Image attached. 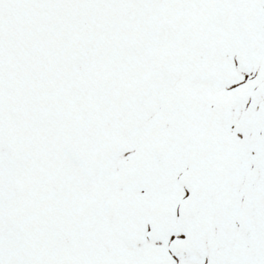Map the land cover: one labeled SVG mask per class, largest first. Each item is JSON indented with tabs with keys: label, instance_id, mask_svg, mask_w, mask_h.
I'll use <instances>...</instances> for the list:
<instances>
[{
	"label": "snow or ice",
	"instance_id": "snow-or-ice-1",
	"mask_svg": "<svg viewBox=\"0 0 264 264\" xmlns=\"http://www.w3.org/2000/svg\"><path fill=\"white\" fill-rule=\"evenodd\" d=\"M0 264H264V0H0Z\"/></svg>",
	"mask_w": 264,
	"mask_h": 264
}]
</instances>
